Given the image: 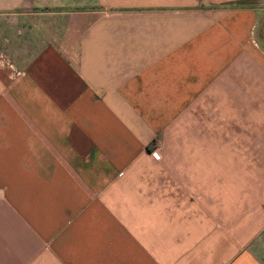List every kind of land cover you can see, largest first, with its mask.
<instances>
[{"label": "crops", "instance_id": "obj_1", "mask_svg": "<svg viewBox=\"0 0 264 264\" xmlns=\"http://www.w3.org/2000/svg\"><path fill=\"white\" fill-rule=\"evenodd\" d=\"M264 0H0V264H264Z\"/></svg>", "mask_w": 264, "mask_h": 264}, {"label": "rangeland", "instance_id": "obj_2", "mask_svg": "<svg viewBox=\"0 0 264 264\" xmlns=\"http://www.w3.org/2000/svg\"><path fill=\"white\" fill-rule=\"evenodd\" d=\"M260 25H261V28H260V40H261V43L264 47V16H262V18H260Z\"/></svg>", "mask_w": 264, "mask_h": 264}]
</instances>
